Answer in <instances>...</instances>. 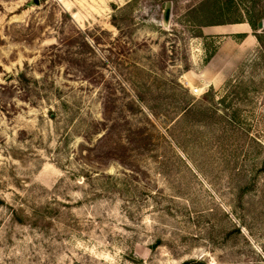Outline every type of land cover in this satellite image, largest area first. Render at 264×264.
<instances>
[{
    "label": "rangeland",
    "instance_id": "374dc122",
    "mask_svg": "<svg viewBox=\"0 0 264 264\" xmlns=\"http://www.w3.org/2000/svg\"><path fill=\"white\" fill-rule=\"evenodd\" d=\"M38 1L0 0V264H264V0Z\"/></svg>",
    "mask_w": 264,
    "mask_h": 264
},
{
    "label": "trees",
    "instance_id": "16d2710c",
    "mask_svg": "<svg viewBox=\"0 0 264 264\" xmlns=\"http://www.w3.org/2000/svg\"><path fill=\"white\" fill-rule=\"evenodd\" d=\"M261 13L259 14V12L257 11V8L251 10L249 9L247 11V17L244 19V20H240L238 22H241V23H249L250 26L256 30L257 29V25H258V22L259 20L261 19ZM256 36H257V39L260 41V42H263L264 43V31L262 33H258V32H255ZM20 76L21 77H25V74L24 72H21L20 73ZM177 83V82H176ZM110 106V117H108V124H109V120L111 119L112 117V113H113V110L111 111V105H108ZM104 111H105V106H104ZM107 112V111H106ZM109 116V115H108ZM106 128V126H104ZM107 129L109 130V126L107 127ZM182 264H185V263H182Z\"/></svg>",
    "mask_w": 264,
    "mask_h": 264
},
{
    "label": "water",
    "instance_id": "95a60500",
    "mask_svg": "<svg viewBox=\"0 0 264 264\" xmlns=\"http://www.w3.org/2000/svg\"><path fill=\"white\" fill-rule=\"evenodd\" d=\"M34 3H35V4H38L39 1H38V0H34ZM170 15H171V2H168V3L166 4V7H165V9H164V14H163V19H164L165 24H167V23L169 22V20H170ZM258 26H259V27H262V23L259 22V23H258Z\"/></svg>",
    "mask_w": 264,
    "mask_h": 264
}]
</instances>
